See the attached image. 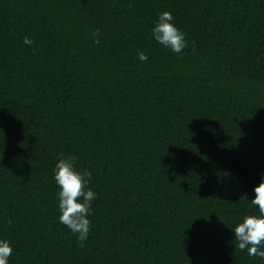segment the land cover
<instances>
[{
    "label": "trees",
    "instance_id": "trees-1",
    "mask_svg": "<svg viewBox=\"0 0 264 264\" xmlns=\"http://www.w3.org/2000/svg\"><path fill=\"white\" fill-rule=\"evenodd\" d=\"M163 11L182 54L151 39ZM61 156L92 174L83 247L58 220ZM262 175L264 0H0L8 264H264L231 233Z\"/></svg>",
    "mask_w": 264,
    "mask_h": 264
},
{
    "label": "clouds",
    "instance_id": "clouds-1",
    "mask_svg": "<svg viewBox=\"0 0 264 264\" xmlns=\"http://www.w3.org/2000/svg\"><path fill=\"white\" fill-rule=\"evenodd\" d=\"M151 39L173 54H182L188 47L185 34L175 26L173 15L168 11L157 15L151 28ZM23 43L31 46L33 41L25 37ZM136 55L142 63L148 60L143 51H137ZM52 179L58 188L59 223L76 234L83 247L91 230V221L87 217L92 214L91 202L96 198V193L88 187L92 174L77 171L74 156H61L54 165ZM240 200L247 202L255 209L256 214L244 215L234 225L231 233L240 251L246 250L250 257L264 260V175L253 187L251 199L244 194ZM12 253L10 241L0 239V264H8Z\"/></svg>",
    "mask_w": 264,
    "mask_h": 264
}]
</instances>
